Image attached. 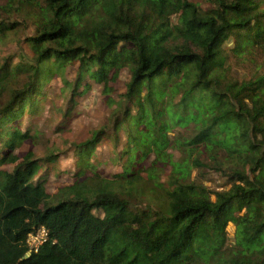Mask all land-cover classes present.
I'll return each instance as SVG.
<instances>
[{"label": "trees", "instance_id": "1", "mask_svg": "<svg viewBox=\"0 0 264 264\" xmlns=\"http://www.w3.org/2000/svg\"><path fill=\"white\" fill-rule=\"evenodd\" d=\"M21 15L32 57L0 64V167L50 76L75 67L70 104L92 82L111 110L73 146L84 183L45 193L64 153L0 170V264H264V0H0V43ZM100 165L120 171L106 180Z\"/></svg>", "mask_w": 264, "mask_h": 264}, {"label": "rangeland", "instance_id": "2", "mask_svg": "<svg viewBox=\"0 0 264 264\" xmlns=\"http://www.w3.org/2000/svg\"><path fill=\"white\" fill-rule=\"evenodd\" d=\"M20 18L24 21L23 25L20 26V31H17L16 36H11L0 43V64L3 60L8 59L9 56H12L14 60L12 65L16 64L17 60L21 58L29 59L32 57L23 38L34 34V25L29 17L21 15ZM75 69V67H70L64 75L54 74L43 82L40 96L36 99L38 101V115H31L30 112H25L21 119L14 122V124H19L17 133L12 136L14 149L8 153L10 161L0 167V170L12 175L14 167L19 165L27 154H33L34 159L38 160L51 153L58 156L64 153L58 158L57 166H51L52 169L46 177L45 193L50 197L55 196L63 187L79 182L84 183L92 178L93 175L89 172H84L79 179H75L72 175L75 169L73 146L90 138L95 129L104 125L106 123L105 119L111 110L107 105V98L101 93V87L92 82H88L91 84L90 90L85 91L84 94L78 97H74L75 106L73 103L72 105L70 104V98L72 97L70 87L66 88L64 84H72L75 77ZM249 70V67L246 69L233 66L232 73L240 78L243 75H247ZM260 70H264V64H262ZM127 78L128 75L124 69L119 73L115 82L109 83L108 81V86L113 90L110 94L112 99L116 100L124 92ZM66 110L69 115L64 117L63 114ZM27 129L30 130L26 132L25 130ZM178 131L181 130L177 128L170 134L173 135L174 132L177 133ZM110 151L111 148L101 144L95 150V153L101 156L102 162H106L111 154ZM3 152L6 151L4 150ZM173 155L174 160H176L178 154L174 152ZM148 162H151V158ZM99 169V174L105 177L106 180H112L113 174L120 171L116 167L110 168L107 165H100ZM195 175L196 172H193L192 177H195ZM211 179L214 182H205V184L214 187L223 182L216 176ZM225 188H228V186ZM235 230L233 224L227 225V245L233 244ZM43 240L44 236L41 232L31 238L29 237L28 244L30 249Z\"/></svg>", "mask_w": 264, "mask_h": 264}, {"label": "built area", "instance_id": "3", "mask_svg": "<svg viewBox=\"0 0 264 264\" xmlns=\"http://www.w3.org/2000/svg\"><path fill=\"white\" fill-rule=\"evenodd\" d=\"M40 232L42 233L43 236H45V233H44L43 231H40ZM31 237H32V236H30V238H31ZM42 242H43V241H42ZM42 242H38V244H37L36 246L32 247L31 249H32L33 251H36V250L38 249L39 245H41Z\"/></svg>", "mask_w": 264, "mask_h": 264}]
</instances>
